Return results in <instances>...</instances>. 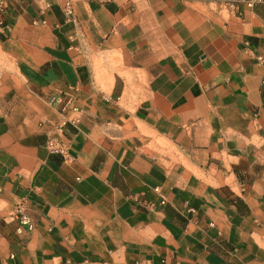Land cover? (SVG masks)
I'll return each instance as SVG.
<instances>
[{"label": "crops", "instance_id": "0c3cea01", "mask_svg": "<svg viewBox=\"0 0 264 264\" xmlns=\"http://www.w3.org/2000/svg\"><path fill=\"white\" fill-rule=\"evenodd\" d=\"M71 1L2 13L0 264H264V3Z\"/></svg>", "mask_w": 264, "mask_h": 264}, {"label": "built area", "instance_id": "2783aa9c", "mask_svg": "<svg viewBox=\"0 0 264 264\" xmlns=\"http://www.w3.org/2000/svg\"><path fill=\"white\" fill-rule=\"evenodd\" d=\"M34 2H40L41 0H32ZM225 3H227L232 9H238L239 5L245 4L247 6H253L257 3H264V0H223ZM6 7V0H0V29L3 28V17L2 13L5 10ZM63 11L64 14L68 18H72L73 15V4L71 0H64L63 2ZM49 103H66L69 102V100H64V97L62 96H52L48 99ZM46 148L51 153H58V154H66L67 152V145L66 143H63L61 141H58L54 138H50L46 142ZM23 221L26 222V217L22 216Z\"/></svg>", "mask_w": 264, "mask_h": 264}]
</instances>
